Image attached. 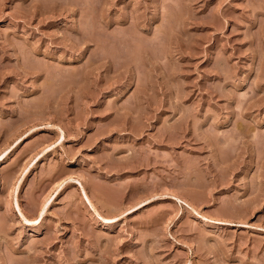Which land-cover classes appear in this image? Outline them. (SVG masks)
<instances>
[{"label": "rangeland", "instance_id": "1", "mask_svg": "<svg viewBox=\"0 0 264 264\" xmlns=\"http://www.w3.org/2000/svg\"><path fill=\"white\" fill-rule=\"evenodd\" d=\"M0 264H264V0H0Z\"/></svg>", "mask_w": 264, "mask_h": 264}]
</instances>
